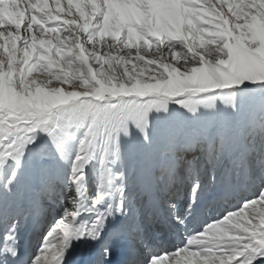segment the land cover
<instances>
[{
  "label": "snow or ice",
  "instance_id": "6c2138e0",
  "mask_svg": "<svg viewBox=\"0 0 264 264\" xmlns=\"http://www.w3.org/2000/svg\"><path fill=\"white\" fill-rule=\"evenodd\" d=\"M256 98L264 111V0H0V264L19 259L9 198L29 167L40 193L60 192L23 264H67L79 241L94 246L90 264H112L147 156L163 146L247 171L254 157L228 121ZM173 105L186 111L174 116ZM133 126L145 159L126 152ZM260 164L255 191L189 230L206 189L195 170L184 211L169 204L187 242L142 261L125 252L122 264H264V148ZM161 172L174 175L175 162ZM220 190L233 192L223 181ZM209 232L220 239L201 243Z\"/></svg>",
  "mask_w": 264,
  "mask_h": 264
},
{
  "label": "bare ground",
  "instance_id": "6f19581e",
  "mask_svg": "<svg viewBox=\"0 0 264 264\" xmlns=\"http://www.w3.org/2000/svg\"><path fill=\"white\" fill-rule=\"evenodd\" d=\"M237 2L238 0H233L234 6ZM49 3L51 4V0H49ZM61 3L63 7L67 6V0H61ZM52 6L53 8L55 7V5ZM73 11H75V8H73ZM224 11L227 12V6H225ZM48 26H52V25H47L46 27ZM56 83H57L56 81H53L54 85ZM60 86L65 87L66 89L68 88L67 84H62ZM201 111L203 112L204 110L201 109ZM173 114L174 116H179L182 114V111L181 109L178 110V107L173 105ZM213 118L214 117L209 116L207 117V121H210ZM158 122L160 125L163 123V120L162 119L157 120L156 117L154 116L153 123L158 125ZM255 137L256 138L254 140V149L258 154L257 155L255 154L257 164L252 168V171L255 176H260L262 171L260 164V155H261V149L264 148V133L257 134ZM160 149L162 150L158 151L157 148L153 150L151 154L147 156L148 159L147 166L143 169L138 170V183H137L138 189L136 193L141 192V196L142 198L144 197V200L146 201V205L142 208L141 212L139 211L140 212L139 214L135 213L133 219L125 222L123 234L120 237V243L124 242V239L126 238L130 241L132 247L131 249L134 253V259L136 261H139L140 256H142L143 258L149 252L154 253L153 250L150 251L146 250L147 247H150L153 244V242L151 241L152 237H154L156 241H159L160 246H162L160 248L161 254H163L165 251L168 252L171 251L170 248L166 246L168 243L165 240L166 232L164 231V225H163L165 222L169 224V228L171 230L170 234L176 240L178 239L180 240L182 234H185L186 236L188 235L183 227L181 228L177 227V225L173 222L169 206L166 203H162L161 201L162 198L158 190L165 189L167 185L166 184L163 185L162 181L160 185H157L155 183L158 182L156 178L158 176L157 175L158 172L161 170V168H159L160 165L158 163V161H160L159 158H163L164 165H168L173 161L175 162V166L178 163L177 162L178 156L173 155L172 150L166 151L165 148H163L162 146H160ZM243 149H244L245 157H247L248 154L250 153L249 147H243ZM138 152H139V159H145L146 154L143 153L141 149L140 151L138 150ZM251 156L254 157L253 155ZM203 169L204 168L201 165L200 172H202ZM203 175L205 174L203 173ZM165 176L168 182L174 181V175H169L166 173ZM231 178L232 176L230 177V174L226 173V171L221 172V174L216 179L217 184L214 186L211 184V180L210 179L208 180L207 176L203 177L204 179L203 183L206 185V189H205V193L202 196V203L200 204L201 212L200 214L197 215V217L201 216L203 201H206L207 203L208 202L213 203L216 197L221 198L223 196V192L220 190V182L223 181L224 183L231 185ZM39 181H40L39 176L36 174V172L33 169H31V167L26 169L25 177L23 178L21 182V186L19 187L20 189L13 196L9 198L10 208L14 209L15 211H18V209H20L21 206L25 204L29 208L28 211H31L33 213V217L34 215H37V217H39L48 214V213H42V211L45 210V206L47 205V203H46V199L44 198L46 193L44 194L39 192V187H40V184H38ZM247 185H251L250 178H249V182H247ZM56 191L58 194L60 192V188L56 187ZM68 207L71 209L72 206L69 204ZM48 216H49L48 218H50V214H48ZM144 217L151 219V222H148V225H143V223L139 222V219ZM233 219L235 220V218ZM193 228H198V226H196L194 224V221L191 220L188 224V229L191 230ZM21 229L22 228H20V231ZM21 232L22 233H19V242H18L19 249L28 250L30 249L29 246L26 249H22L21 247L24 245L25 240L29 241L30 238L28 237V234L31 233V228L28 229V227H26L25 229H22ZM21 234H24V236ZM213 239L219 240L220 238L213 237ZM224 239H227V237H225ZM52 243L55 244L56 241L53 239ZM93 247L94 246L91 243H87L84 241H79L74 243L73 248L70 250L67 258V264H90L91 252ZM168 261H169V257L164 256V260L162 264H168Z\"/></svg>",
  "mask_w": 264,
  "mask_h": 264
},
{
  "label": "rangeland",
  "instance_id": "374dc122",
  "mask_svg": "<svg viewBox=\"0 0 264 264\" xmlns=\"http://www.w3.org/2000/svg\"><path fill=\"white\" fill-rule=\"evenodd\" d=\"M181 111L183 113L185 110L181 109ZM221 122H222L221 119L218 116H216L212 120L208 121V124H209V126H211L213 128H216V127L221 126V124H222ZM262 122H264V111H261L260 102H259L258 98L254 99L250 103V105L246 108L245 114L240 119L228 121L229 126L231 128H234L236 133H237L238 143H237L236 147L241 152H243L242 151L243 148L240 146V144H239L240 142L239 141H241V137H244V134H245V137L242 140V142L245 141V145L247 147H249L250 153L253 154V155L255 154V152H256V150L254 149V140L256 138L255 136L257 134H263L264 133V127H262ZM158 125H159V122H158ZM242 132H244V133H242ZM129 136L125 138V149H126V152L139 159L138 150L140 151V146L138 145V143L136 141L137 140V136H139V133H138V130L135 128V126H133L130 129ZM129 143H131L132 145L129 144ZM157 149H158V151L162 150V149H160V147H158ZM172 153H173V151H172ZM174 155L178 156V158L176 157L177 158V162H178V166H177L176 172L177 173H182V179L185 180L183 183H185V184L188 182L186 176H190L191 177L190 181H192V178H193V174L188 175V172L193 173L195 170L200 171V166L201 165L204 166V171L205 172L207 171L209 174L211 173L213 175H215L217 171H219L221 169H225V167H226V166H217L215 169H213V166L211 164H206L205 160L203 158H201L200 160L192 162L191 155H186L185 153L179 152V151H176ZM197 155H200V154L197 153ZM159 160L160 161H158V159H157V161H158V163L160 165L159 168H161V165L164 164V161H163V158H159ZM189 162H191V165L189 164ZM255 164H256V161H254V160L251 161L250 166L246 164L248 173H252L251 165H255ZM191 166H193V167H191ZM205 166L207 167L206 169H205ZM163 174L164 173H162V172L159 174L158 180H160L161 178L164 177ZM236 174H238L241 177L240 182L243 184L244 181H245V178H246V171L244 169H240V170L236 171ZM236 174H234V182H236V179L238 178V176ZM201 177H202V173L199 172V178L201 179ZM136 180H137V183H138V173H137V179ZM160 181H162L163 185L164 184L167 185V183H168L167 178H166V180L161 179ZM175 181L177 182L178 180L175 179ZM38 184H40V181L38 182ZM156 184H157V182H156ZM160 184H161V182L158 183L157 185H160ZM178 187H179V183L178 182L175 183V184H173V183L169 184V186L166 188L165 195L166 196L168 195V197L170 195L172 196V194L174 193V189H177ZM189 188H190V184L187 183L186 187H185L186 191L183 192V196H188ZM235 190H236V187H235ZM57 191H58V189H57ZM252 191H255V189H253ZM243 194H245V190H238V199ZM47 196H49V194H47L46 197ZM45 199H47V198H45ZM47 201H48V203L46 202L47 203L46 206H48V204L52 205V202L54 201V199L52 198L51 194H50V196H49ZM233 201H234V198L230 199L229 201L224 199L223 202H221L219 205L216 204V206H220L221 208L225 209ZM47 209H48L49 212H52V208L51 207L48 206ZM22 212H24V214H25V211H21L20 213H22ZM23 217H26V216H23ZM46 226H47V222H45L43 224V227H42L40 233L38 234L37 238L34 240V251H35V249L37 248V245L40 242V238H41L42 233L46 230V228H45Z\"/></svg>",
  "mask_w": 264,
  "mask_h": 264
}]
</instances>
